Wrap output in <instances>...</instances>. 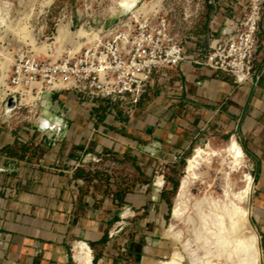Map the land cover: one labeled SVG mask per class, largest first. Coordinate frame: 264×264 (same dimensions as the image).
Listing matches in <instances>:
<instances>
[{"label":"crops","instance_id":"crops-1","mask_svg":"<svg viewBox=\"0 0 264 264\" xmlns=\"http://www.w3.org/2000/svg\"><path fill=\"white\" fill-rule=\"evenodd\" d=\"M236 1L220 4L235 10ZM258 62L259 81L242 86L210 67L183 64L172 70L166 90L127 112L126 121L115 113L98 121L90 113L96 105L81 103L72 93L45 95V118L54 127L47 132L49 149L0 152V264H81L74 256L77 241L93 248L92 264L136 257L137 236L149 239L157 233L166 214L168 166L214 133L231 134L252 160L253 222L264 264V14ZM123 153L141 164L142 186L122 190L118 197L88 191L82 177L88 161ZM139 215L138 231L133 224Z\"/></svg>","mask_w":264,"mask_h":264},{"label":"rangeland","instance_id":"rangeland-1","mask_svg":"<svg viewBox=\"0 0 264 264\" xmlns=\"http://www.w3.org/2000/svg\"><path fill=\"white\" fill-rule=\"evenodd\" d=\"M46 1L49 2L50 0H0V63L5 61V56H10L12 58V63H9L10 66L7 65L5 68H2L3 66L1 67L0 64V152L14 150L20 154H30L34 152H45V150L47 151L49 149L47 142L48 131H42L41 127L43 126L40 123V119L45 118L47 115L46 112H48L49 109H47V107H41L42 101L38 102V104H32L30 102H22L18 99V108L9 114H6L5 112L6 103L8 101L6 98V95L8 94L6 83L11 75L12 68L16 65L20 52L29 51L37 53V55H40L41 59H47L46 54L36 52L32 45L28 43L27 45L26 42L22 41L20 35H18L19 29L22 27H29L28 29L32 32L37 44L40 46L44 42L49 44H52L53 41L55 42L54 38L58 35V29L60 26H67L70 34L67 39V44H64V49H72V46L74 47V44H77V31L82 25H86L87 27L91 26L92 28H100L106 24L109 27L116 25L119 22L118 20L125 18L121 17L123 14L120 12L113 13L111 10L114 6L112 0H51V4L48 6H46ZM150 1L152 0H141L138 8H140L144 2ZM220 1L218 0L217 3L220 8L223 7L219 16L222 20L219 21V25L215 29H218L221 32V29L225 26V21L236 14V11L222 6L224 4H220ZM164 6V10H166L164 13L168 16L174 33L183 41L185 49L189 53L197 54L201 48H205L209 45V39L213 33L212 29H214L212 27L214 8L209 3V0H166ZM2 19L5 20L4 23L1 22ZM22 23L24 25H22ZM215 36L219 37V34ZM84 40H82V42L86 43L87 40ZM58 46L59 45H53V48H57ZM56 59L57 58L54 57L52 58V61H56ZM5 71H7V73ZM1 72L2 74L4 72V74L2 75ZM172 73V70L168 72L169 78H171ZM167 83L170 82L156 80L151 88L148 89L140 104L147 105L159 97L161 93L166 90L164 85ZM63 93L68 94L66 91ZM43 100L47 101L46 99ZM72 100L74 101L75 99ZM81 103L96 105L97 108H93L90 113L93 118L98 121H102V119L114 115L113 113L123 121H126V117L129 116L127 111L122 108L121 105H113L106 101H97L94 103L81 101ZM140 104L134 108V111L140 106ZM51 126L53 127V124H51ZM57 129L58 127L54 130ZM231 136V134L214 133L208 137L206 141H202L195 147L190 148L177 163L168 166L169 169L167 170V173H165L168 186L167 189L164 190L167 209L165 216L161 220L160 230L157 233L155 232V234L153 233L149 239H144L143 236L140 237L141 234H139L140 236H137V242H140L137 243L138 252L136 257L132 256V254L117 256V259L115 260L116 264H146L147 260H161L166 259L169 256V253L172 250L171 246L173 241L170 238H167L166 229L172 221L175 197L178 193L181 179L186 175L188 159L194 154L197 147L205 146L210 142H213L215 147H223L228 143ZM246 157L247 170H249L253 177V187L245 206L251 207L250 222L256 228L253 222L252 203L255 182L254 166L248 154H246ZM88 162L91 163V165L82 172V177L86 182L85 188L90 192L97 193L103 198H107L111 195L118 197L122 190L136 186L137 188H140L142 186L141 179L143 178V174L140 169L141 164H139L136 158L131 154H105L101 159L96 161V163L95 161ZM220 166L221 160L216 159V169L213 171L214 174L209 177V181L215 182L213 191L217 195H222L223 193V184L221 180L222 174L218 171ZM214 177H216L217 181L213 180L215 179ZM238 178L239 176L233 175L234 180H237ZM207 189L208 184L199 185L196 190H194V193L203 195ZM189 215H192V217L194 216L192 220L193 222L179 223V225L186 231V239L192 238L195 240L198 235L202 234L201 232L206 231L203 224H201L202 219L199 210L196 208L195 202L191 205ZM140 216L141 215L134 219L135 222L133 224V226L135 225V230L138 231L141 230L140 224L142 220L140 219ZM136 222L138 223L136 224ZM138 224L140 227L139 229H137ZM196 244L197 243L195 242V247H197ZM143 245H145V252L142 250ZM205 245V239L202 238L199 244L201 247L200 253L202 255L205 254ZM179 246L184 249L183 244H179ZM186 255L187 258L185 263L193 264L189 254L186 253ZM224 264L231 263L227 262Z\"/></svg>","mask_w":264,"mask_h":264},{"label":"built area","instance_id":"built-area-1","mask_svg":"<svg viewBox=\"0 0 264 264\" xmlns=\"http://www.w3.org/2000/svg\"><path fill=\"white\" fill-rule=\"evenodd\" d=\"M209 3L214 8V29L209 45L201 48L198 55L185 49L164 13L166 10L155 15L130 14L131 21L119 20L113 26L92 28L97 32L92 43H86L74 54L65 51L56 61H52L53 56L41 59L36 53L20 52L7 82L6 98L32 104L42 101L44 108L45 95L66 91L79 101H106L121 105L132 114L156 80L169 82L168 72L186 63L224 73L237 86L256 85L263 72L258 62V30L264 0H237V14L225 21L221 32L215 28L222 9L216 0Z\"/></svg>","mask_w":264,"mask_h":264},{"label":"bare ground","instance_id":"bare-ground-1","mask_svg":"<svg viewBox=\"0 0 264 264\" xmlns=\"http://www.w3.org/2000/svg\"><path fill=\"white\" fill-rule=\"evenodd\" d=\"M165 1L152 0L144 2L138 8L141 0H112L114 6L111 10L113 13L120 12L124 14L125 18L121 20L127 21L128 19L131 21L133 15L140 13L158 14L164 10ZM50 4L51 0L46 3V6ZM130 14L133 15L131 16ZM127 15L129 17H126ZM1 22L4 23L5 20L2 19ZM22 25L24 24L22 23ZM86 27V25H82L77 31V44H74L72 49H64V44H67L70 34L67 26H60L58 35L54 38L55 42L53 41L52 44L44 42L39 46L32 32L28 29L29 27L20 28L18 35H20L23 42L32 45L36 52L59 59L66 50L74 54L79 52L86 43L94 41L97 37V32H93L91 26ZM84 39L87 40L86 43L82 42ZM53 45L59 46L53 48ZM9 57L5 56V61L0 63L1 67L3 66L2 68L7 65L10 66L9 63L12 58ZM5 72L7 73V71ZM29 100H33V97L31 96ZM17 106H19L17 98L8 100L6 103V114L14 112L18 108ZM40 123L44 129L53 128L46 118L40 119ZM216 159L221 160V166L218 171L222 174V195H217L213 191L215 182L209 181V177L214 174L213 171L216 169ZM247 169L246 155L234 137H231L223 147H215L213 142L197 147L194 154L188 159L186 175L182 177L175 197L172 221L166 229L167 238L173 241L172 250L166 259L155 261L146 259V264H186V253L191 257L193 264H224L227 262L231 264H262L260 237L256 228L250 222L251 207L245 206L253 187V177ZM233 175H237L239 178L234 180ZM214 178L213 180L217 181L216 177ZM158 184H164L162 177L159 179ZM205 184H208L205 194L198 195L194 193L197 186ZM193 202H195L196 208L199 210L202 219L201 224L206 230L201 232L202 234L198 235L195 240L192 238L186 239V231L179 225V223L193 222L194 216L189 215ZM202 238L205 239L206 243L204 255L200 253L201 247L199 246ZM195 242L197 247L194 245ZM179 244H183L184 249ZM74 256L77 262L81 264H92L95 258L93 248L85 241L75 242Z\"/></svg>","mask_w":264,"mask_h":264}]
</instances>
